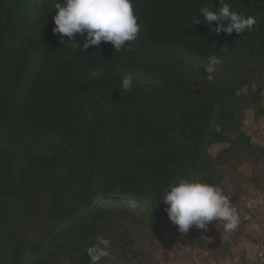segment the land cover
<instances>
[{
    "label": "trees",
    "instance_id": "1",
    "mask_svg": "<svg viewBox=\"0 0 264 264\" xmlns=\"http://www.w3.org/2000/svg\"><path fill=\"white\" fill-rule=\"evenodd\" d=\"M55 2L0 0V264H88L98 234L116 264H168L182 247L163 239L178 229L160 196L181 176L219 185L240 216L235 231L213 222L184 234L193 264H264L239 247L246 215L259 216L243 198L264 204V138L247 122L264 120V0H133L140 32L120 52L62 42ZM220 3L255 15L254 28L192 25Z\"/></svg>",
    "mask_w": 264,
    "mask_h": 264
},
{
    "label": "clouds",
    "instance_id": "2",
    "mask_svg": "<svg viewBox=\"0 0 264 264\" xmlns=\"http://www.w3.org/2000/svg\"><path fill=\"white\" fill-rule=\"evenodd\" d=\"M52 8L55 10V26L52 31L60 35L62 42L64 37L69 40H75L77 35L84 37L82 45L72 44L75 48L81 46L88 49L105 42L111 43L120 52L125 42L129 45L140 32L139 17L134 13L133 0H56ZM201 22L207 24L215 35H220L221 32L231 35L233 32L239 34L252 30L257 20L255 15H245L234 10L229 3H220L219 7L202 5L199 15L193 17L192 25ZM213 22H216L215 27H212ZM228 51L227 47L221 48L223 53ZM218 63L216 55L208 58L204 69L209 81L214 79L213 73ZM102 71L101 68H93L90 75L99 78ZM132 84L133 77L127 74L118 87L127 91ZM160 197L167 205L164 210L170 222L177 226L181 234L188 233L193 227L207 230L213 222H223L226 231H235L240 224L237 207L235 206V210L229 196L215 183L177 177L168 184ZM260 230L262 231L261 228ZM112 246L110 238L98 234L84 248L90 258L87 259L88 264H101L102 261L104 264H116L117 258L112 252ZM255 253L259 258L264 257L263 242L257 244Z\"/></svg>",
    "mask_w": 264,
    "mask_h": 264
},
{
    "label": "rangeland",
    "instance_id": "3",
    "mask_svg": "<svg viewBox=\"0 0 264 264\" xmlns=\"http://www.w3.org/2000/svg\"><path fill=\"white\" fill-rule=\"evenodd\" d=\"M250 126V130L254 132V137L255 139L259 140L260 136L264 138V120H261L260 122H251L247 121ZM220 148V145H215L210 148V152L214 153ZM227 184H229L227 182ZM257 192V191H255ZM254 194V193H253ZM244 199V205L246 207L250 208L253 212H257L259 216H248V223H246V228L247 231H245V236L242 238L239 247L244 248L247 254H252L256 251V244H254L251 241V237L255 236V233H257L256 227L259 229L260 228V219L264 218V204L261 195L257 196H251V192L247 193L245 195ZM249 203V204H248ZM201 231V230H200ZM257 236V235H256ZM163 239H165L167 242H174L178 244L179 246L181 245L182 249L174 248L175 250L173 254L176 256L173 257L172 259L169 260L168 264H193L197 259L193 253H191L190 249H188V237L184 234H181L179 231H172L169 227H165L163 230ZM172 248V247H171ZM167 249V248H166ZM159 250V251H158ZM167 251L170 252V247L167 249ZM160 248L157 249L156 251V256L161 257L162 254H160ZM117 263V261H116ZM200 264V263H199ZM205 264H214V260L207 262ZM223 264H227L226 261L223 262Z\"/></svg>",
    "mask_w": 264,
    "mask_h": 264
},
{
    "label": "built area",
    "instance_id": "4",
    "mask_svg": "<svg viewBox=\"0 0 264 264\" xmlns=\"http://www.w3.org/2000/svg\"><path fill=\"white\" fill-rule=\"evenodd\" d=\"M249 204V203H248ZM234 208H235V210H236V207L235 206H233ZM248 216H250L249 214H247L246 215V217L248 218ZM260 228L262 229V232H263V240H264V219L263 220H261V223H260ZM263 246V244H261V247ZM259 255H261V252L259 253Z\"/></svg>",
    "mask_w": 264,
    "mask_h": 264
}]
</instances>
